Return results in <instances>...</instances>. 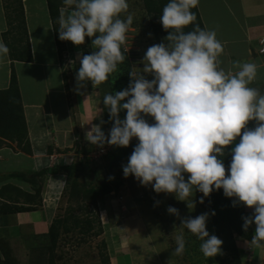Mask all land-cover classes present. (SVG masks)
I'll use <instances>...</instances> for the list:
<instances>
[{"label": "clouds", "instance_id": "9594fccd", "mask_svg": "<svg viewBox=\"0 0 264 264\" xmlns=\"http://www.w3.org/2000/svg\"><path fill=\"white\" fill-rule=\"evenodd\" d=\"M63 4L59 39L79 46L86 37L92 38L95 49L77 56L79 94L89 81L92 86L105 82L125 60L121 46L133 16L121 18L128 11L127 0H63ZM198 4L199 0H169L163 7L160 23L168 35L147 49L143 68L129 73L125 89L104 96L103 105L112 121L109 134L105 136L101 125L93 124L85 140L98 147H128L136 138L138 143L122 166L123 175L133 176L141 186L151 185L156 193L175 194L187 202L198 191L203 194L199 203H203L214 190L223 189L225 197L235 198L233 206L242 203L253 210L242 217V228L247 232L254 224L248 245L264 247V93L249 86L256 79L257 65L237 61L233 68L238 71L225 72L219 67L223 45L215 30L195 25L192 31H183L196 21L192 9ZM9 51L0 41V58ZM122 110H126L123 119ZM249 121L256 126L248 129ZM237 137L226 175L220 157ZM167 212L179 217L174 207L169 206ZM209 215L215 212L181 219L182 228L202 241L200 251L208 258L221 254L223 243L206 230ZM175 243V254L182 255L183 232Z\"/></svg>", "mask_w": 264, "mask_h": 264}, {"label": "crops", "instance_id": "0c3cea01", "mask_svg": "<svg viewBox=\"0 0 264 264\" xmlns=\"http://www.w3.org/2000/svg\"><path fill=\"white\" fill-rule=\"evenodd\" d=\"M34 1L32 0V6L27 4L28 0H23L32 61L13 62L32 154L20 152L13 143L4 141L0 144V163L8 158L26 160L31 171H35L36 167L33 159L35 153H41L39 158L43 163V154L48 146L65 151L66 155H69L66 150L79 143L78 140H81L83 145L89 143L85 140V133L90 131L93 124H100L105 136L112 127L106 124L103 111L99 113L103 107L100 91L96 86H92L89 81L84 88L79 89L78 94L76 80L70 78L71 64L73 61L79 63L77 56L81 55V52L77 53L75 49L70 54L66 46L67 55L63 53L60 57L46 0H36L35 3ZM197 11L204 29L215 30L216 38L223 45V53L218 57L219 67L225 72L231 70L235 73L238 69L233 68L234 62L256 64L257 76L249 86L264 93V58L258 53V38L264 35V0H199ZM34 28L37 32H34ZM6 30L0 0V41L1 34ZM10 62L8 55L0 58V90L9 86ZM76 123H79V128ZM255 126V121H249L246 127L252 129ZM239 139L240 137H237L229 146L230 151L239 143ZM47 179L40 193L41 203L35 209L0 214V242L9 246L17 264H48L50 241L47 235L58 206V194L55 189L63 188L64 184L61 174L52 175L50 178L48 176ZM6 183L0 179V187ZM9 184L23 190L15 180L9 181ZM11 193L17 195L15 191ZM27 193L33 195L34 190L29 187ZM19 202L22 204L23 199ZM252 211L244 206L246 216L251 215ZM251 230L254 235V224L251 225ZM248 241L250 239L235 240L240 264H264V247H249ZM115 243H112V249L107 244L108 251L110 249V262L120 264L119 256L125 258L129 253L116 252ZM119 243L117 242V246L123 248V242ZM19 248L21 251L24 248L27 254L26 262L22 259L24 254H21ZM32 249L38 252V256H33L34 261L30 262L28 256L31 255ZM16 252L21 255V260ZM55 258L52 264H57Z\"/></svg>", "mask_w": 264, "mask_h": 264}, {"label": "trees", "instance_id": "16d2710c", "mask_svg": "<svg viewBox=\"0 0 264 264\" xmlns=\"http://www.w3.org/2000/svg\"><path fill=\"white\" fill-rule=\"evenodd\" d=\"M140 1L146 19L143 23L133 21L130 27H143L144 31L142 32V35L152 38L156 44H159L164 41V38L168 35V32L163 29L162 24L160 23V15L162 14L163 7L169 2V0ZM1 3L7 25V30L1 34V37L2 41L10 50L8 57L11 61V68L9 86L7 89L0 90V144L4 141L16 144V147L20 152L31 155L32 149L28 138L17 78L13 68L14 61H32L24 16L23 0H1ZM46 3L55 36V44L61 57L65 52V41L59 39L58 29L61 10L65 6L63 0H46ZM192 11L196 13L197 19L194 24L188 25L183 29L185 33L192 31L195 25H199L201 29H204L197 8L192 9ZM89 43H91L90 38L86 37L82 46L85 50L87 48L88 50H83V55L95 51V49L88 46ZM83 51L81 50V53ZM122 53L124 55L123 51ZM122 63L124 65H121V63L118 64L121 66V69H123L120 70V72L124 71L126 73L122 74V72L121 75L119 74V80H125L128 82L130 77L129 73H131V71L126 59ZM64 77H66L65 74ZM97 89H100L101 104L106 124L112 126L108 110L103 105V98L106 94H114L113 79L108 76V79L100 84ZM137 143V140H131L128 147L111 146V151L99 164L88 163L89 149L81 148L77 150L80 158L75 164L64 163L60 164L61 166L55 165L52 168H46L37 172L31 171L32 174L30 177H28L27 173L23 172L6 175V178L3 179L2 182L7 183L0 187V214L4 215L21 211H32L36 206L40 205L41 186L38 185L37 179L45 177L47 173L50 175L64 173L66 176L72 178L69 184L70 189L68 199L71 202H74V206L69 208L66 216L55 218L53 220L47 235V238L50 240L48 246V264H52L53 259L56 257L55 249L62 233L68 234L77 230L80 234L88 235L92 233L93 236L96 237L103 233V227L98 216L99 213L96 212L97 199L99 196H106L112 190H118L120 186L116 180L114 181L113 179L108 178H101L98 184H92L91 182L87 184H79L75 177L76 172L87 171V169H90L93 176L98 177L99 171L100 169H103V167H106L107 169L117 168L122 163L128 162V158ZM53 150H55L53 147L48 146L44 153L49 155ZM220 159L223 160L227 175V170L231 162V151L229 146L225 149V155L220 157ZM106 160H108V163ZM13 180L20 184L28 185L34 190V194L30 195L27 193L28 188L26 187H21L23 189L21 190L14 187L12 184H9V181ZM12 191L17 192V195H12ZM194 192L202 194L198 191ZM20 199H23L22 204H19ZM234 199L235 198L225 197L223 189L214 190L209 197H206V203L204 206V209L208 213L215 212V215H210V217L215 230V235L223 242L221 245V255L224 257L225 264H240L238 248L235 244V240L237 238L249 240L252 236L251 226L248 228L247 232L242 228V217L246 216L244 205L242 203H237L233 206ZM77 209L80 211L79 214H76ZM100 249L102 263L110 264V256L107 252L106 242H101ZM0 264H17L9 246L2 242H0Z\"/></svg>", "mask_w": 264, "mask_h": 264}, {"label": "rangeland", "instance_id": "374dc122", "mask_svg": "<svg viewBox=\"0 0 264 264\" xmlns=\"http://www.w3.org/2000/svg\"><path fill=\"white\" fill-rule=\"evenodd\" d=\"M35 2L36 0L34 3ZM127 2L129 5L128 11L126 13H122L121 18L131 14L134 22L143 23L146 18L143 13L141 1L127 0ZM27 4L32 5V0H28ZM62 14H64V8L61 10V15ZM33 30L34 32H37L35 28ZM143 31V27L141 26L140 28L129 27L128 32L126 33V41L121 46V50L124 52L125 59L131 72L138 73L139 69L143 68L142 61L147 49L156 44L152 38L143 36ZM91 39L92 38H90V42ZM66 46H68L70 54L71 51L75 49L77 53H79V51L81 52V50H88V48L85 50L82 45L76 46L70 41H65L64 55H67ZM88 46L93 48L91 43H89ZM84 51L81 55L84 54ZM121 65L124 64L121 63ZM79 67V63L71 64V79L76 80L75 76ZM120 70L123 69H121V66L118 65L116 71L109 74L110 78L113 79L114 93L125 89L130 83V77L128 82L125 80H119V74L121 75L122 72V74L126 73L124 71L120 72ZM146 78L149 80L152 79L150 75L146 76ZM98 87L99 85L96 86V88ZM74 113L76 112L74 111ZM119 116L123 119L126 116V110H122L119 113ZM74 117L76 118V116ZM146 119L150 124L152 121L154 122L151 117H146ZM76 125H78L79 128V123H76ZM132 140L137 139L133 138ZM78 142L80 144L76 143L73 147L66 150L69 151V155H66L65 151H60L55 148V150L61 154L60 164H75L80 158L77 150L87 148L89 149V156L90 152L97 147L95 145H91L90 143H85L83 145L81 140H78ZM40 155L41 153H35L33 156L35 163L34 167H36L35 171L32 172H37L47 168L44 166L43 161L40 160ZM106 161L108 163V160ZM28 163L29 162L26 160L18 158H12L10 160V158H8L7 161L0 163V179H5L6 177H4V175L18 172L27 173L28 177H30L32 173L31 170H29L30 166ZM60 164L57 165L61 166ZM126 164L127 162L122 163L119 167L112 169L103 167V169H100L98 177L93 176L90 169H87V171L76 172L75 177L77 178L79 184H87L90 182L92 184H98L101 178L110 179V177H113V180H116L120 186L118 190H112L106 196H99L97 199L96 212L99 213L98 216L103 227V233L98 237L93 236L92 233L88 235L80 234L77 230L68 234L62 233L55 249L57 264H103L100 249L102 241L106 242V245L108 244L110 248L112 247V243L116 242L114 244L116 246V252L122 253L123 251L124 254L129 253L125 258L121 255L119 256L118 262L120 264H123V262L124 264H225L223 259L224 257L221 254L210 258L205 257L200 251L202 241L186 229H183L181 226L182 218H195L197 215L207 212L204 209L206 198H204L203 203H199L203 194H197L194 192L193 196H190L187 202H185L176 199L175 194L156 193L152 190L151 185L147 187L141 186L140 183L131 175L125 178L122 166ZM61 175L64 186L63 188L60 187L59 190L58 187L55 189L58 194V206L55 210V218H62L66 216L69 208L74 206V202H71L68 199L70 189L69 184L72 178L66 176L64 173ZM48 176L50 178L52 175L47 173L45 177H43L44 179H37L38 185L41 186L42 191L46 185ZM185 179H187V174H185ZM20 187L29 188L28 185H24L22 183L20 184ZM191 203L195 205L194 208H191ZM169 206L178 209L179 217L167 212ZM79 213L80 211L77 209L76 214ZM206 230L209 232V235H215L210 215L206 222ZM181 232H183L186 241L185 249L182 255H176L174 252V249L176 248L175 237L180 235ZM117 242H123L124 247L122 245L121 246L123 248L119 247L120 245L117 246ZM34 250L35 249H32L30 253L31 255L28 256L30 262L34 261L35 257L33 256H38V252H35ZM19 251L21 254H24L22 259L26 262L27 254L24 251V248L22 251L21 248H19ZM107 252L110 256V249L109 251L107 249ZM16 253L21 260V255H19L18 252ZM111 253L114 254L113 250H111ZM112 262L113 261H111L110 264H112Z\"/></svg>", "mask_w": 264, "mask_h": 264}, {"label": "built area", "instance_id": "2783aa9c", "mask_svg": "<svg viewBox=\"0 0 264 264\" xmlns=\"http://www.w3.org/2000/svg\"><path fill=\"white\" fill-rule=\"evenodd\" d=\"M258 53L264 58V35L258 38ZM151 123H154L153 121ZM111 151V146L105 144L103 147H95L92 152H90L88 158L89 162L99 164L101 160L106 157ZM61 154L56 150L49 155H44L45 159L44 166L47 168H52L53 166L61 163ZM63 156V155H62Z\"/></svg>", "mask_w": 264, "mask_h": 264}]
</instances>
